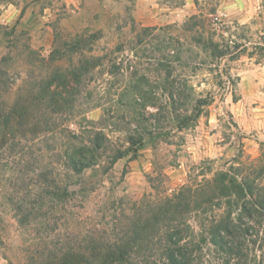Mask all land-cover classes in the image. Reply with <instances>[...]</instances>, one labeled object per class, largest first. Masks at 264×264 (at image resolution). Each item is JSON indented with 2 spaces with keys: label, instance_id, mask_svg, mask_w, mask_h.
Segmentation results:
<instances>
[{
  "label": "rangeland",
  "instance_id": "1",
  "mask_svg": "<svg viewBox=\"0 0 264 264\" xmlns=\"http://www.w3.org/2000/svg\"><path fill=\"white\" fill-rule=\"evenodd\" d=\"M263 145L264 0H0V264L120 242ZM201 219L191 264H264L261 228L235 261Z\"/></svg>",
  "mask_w": 264,
  "mask_h": 264
},
{
  "label": "trees",
  "instance_id": "2",
  "mask_svg": "<svg viewBox=\"0 0 264 264\" xmlns=\"http://www.w3.org/2000/svg\"><path fill=\"white\" fill-rule=\"evenodd\" d=\"M262 150L258 164L248 166L256 173L252 178L247 173L241 174V169L234 171L231 166L217 172L208 181L210 186H183L172 197L164 199L151 214L134 221L128 238L120 242H107L81 251L60 250L27 264H191L194 248L188 235L185 236L187 228L183 222L184 215L191 210L202 215L200 230L210 243L229 259L239 261L247 255L251 242L248 237L259 231L256 227L264 232ZM137 151L138 148L133 150ZM68 161L74 164L75 157L69 156ZM83 166L86 167V163ZM74 167L75 171L79 170ZM53 195L60 196L56 192ZM158 227L163 229L164 237L157 256L133 251V244L150 238Z\"/></svg>",
  "mask_w": 264,
  "mask_h": 264
}]
</instances>
